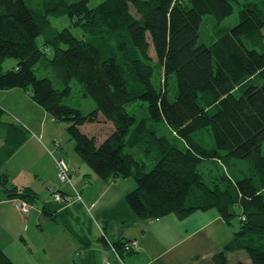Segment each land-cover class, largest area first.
Segmentation results:
<instances>
[{"label": "trees", "instance_id": "16d2710c", "mask_svg": "<svg viewBox=\"0 0 264 264\" xmlns=\"http://www.w3.org/2000/svg\"><path fill=\"white\" fill-rule=\"evenodd\" d=\"M88 1L42 0L36 9L26 0H0V90L22 89L64 123L74 152L100 178L132 177L136 185L125 198L139 219L183 218L214 208L235 226L214 264H229L228 254L238 250L250 261L237 264H264L261 2L242 3L235 25L198 43L203 15L222 20L232 13V0H102L94 7ZM59 16H67L69 25L54 30L51 18ZM50 30L41 45L38 37ZM10 58L16 64L4 70ZM41 64L51 76L36 75ZM72 81L92 100L89 112L65 102ZM135 102L145 109L129 110ZM4 112L0 106V171L28 136L22 125L3 123ZM99 115L113 129L97 143L80 127L98 122ZM236 160H245L246 169L229 172ZM0 185V200L39 201L31 187L10 185L2 173ZM101 239L120 256L134 251L123 249L130 240L112 243L104 233ZM0 264H15L1 248Z\"/></svg>", "mask_w": 264, "mask_h": 264}, {"label": "crops", "instance_id": "0c3cea01", "mask_svg": "<svg viewBox=\"0 0 264 264\" xmlns=\"http://www.w3.org/2000/svg\"><path fill=\"white\" fill-rule=\"evenodd\" d=\"M0 106L3 123L28 131L0 173L8 184L29 186L39 196L26 214L16 208L17 199L0 200V248L15 264H214L213 255L232 239L235 226L214 208L183 218L169 213L139 219L125 198L136 185L132 177L104 180L96 175L74 152L65 124L22 89L0 90ZM58 158L65 160L70 182L57 180ZM52 187L71 195L77 191L81 199L57 202ZM103 233L112 243L136 240L137 248L116 259L101 239ZM249 261L245 251L228 254L229 264Z\"/></svg>", "mask_w": 264, "mask_h": 264}, {"label": "rangeland", "instance_id": "374dc122", "mask_svg": "<svg viewBox=\"0 0 264 264\" xmlns=\"http://www.w3.org/2000/svg\"><path fill=\"white\" fill-rule=\"evenodd\" d=\"M68 2H73L77 0H66ZM102 0H89L88 6L94 7ZM27 4L29 3L32 7L36 9H41V3L42 0H26ZM245 2H261L260 4L264 7V0H232L233 4V11L230 15L224 17L222 20L217 21L216 18L209 14L203 15L202 22L199 27L198 32V43H209L211 40V37L213 36L214 31L222 26L225 27H231L235 25L238 21V11L242 3ZM130 11L134 13V8L130 6ZM69 25V19L67 16H59V17H52L51 18V28L54 30H60L63 27H66ZM216 27V28H215ZM71 32L76 36L83 35V32L79 28H71ZM51 30L46 31L42 35L38 37V42L43 45L44 38L50 36ZM45 51L47 52L48 56H51V49L44 47ZM149 55L154 58V53L152 50V46L149 48ZM16 64L15 59H6L3 64L2 68L9 69L12 68ZM37 76H51L52 72L45 68L43 64L38 65L35 69ZM263 79L256 80V84H260ZM235 95L239 96L240 91L235 90ZM65 102L71 106L79 108L83 113L89 112L93 107L94 104L92 100L89 97L83 96V92L79 86V84L76 81L71 82V93L68 97L65 98ZM145 105V104H144ZM132 106L135 107V109L139 110L140 112L143 111L145 108L141 109L142 106L139 104V102H135L130 107H128L129 110L132 109ZM141 109V110H140ZM145 112V111H144ZM143 113V112H142ZM141 113V114H142ZM112 124L110 121H107L104 119L103 116L99 115V121L98 122H92V123H85L81 126L82 132L86 133L88 136H94L96 138V142L99 143L102 141L111 131H112ZM161 130L165 133L168 131V129L165 126H161ZM209 136L206 135V139H208ZM262 153H264V141L262 142ZM153 165V160L149 159L148 161V168H150ZM247 167V162L245 160H236L234 163L232 161L228 164V170L229 172H238L239 170H245ZM1 188V185H0ZM244 251V250H242ZM246 255V254H245Z\"/></svg>", "mask_w": 264, "mask_h": 264}, {"label": "built area", "instance_id": "2783aa9c", "mask_svg": "<svg viewBox=\"0 0 264 264\" xmlns=\"http://www.w3.org/2000/svg\"><path fill=\"white\" fill-rule=\"evenodd\" d=\"M54 144H55L54 146H56V147L59 146L58 142H54ZM55 164H56V178H57V180L61 183L70 182L69 169H68V166H67L65 160L63 158H58V159H56ZM50 190H51V194H52L54 200L57 202L63 203V204H69L72 201H76V200L81 199V196L79 195V193L77 191L75 193H73V195H71V194H66V193L62 194V192L59 191L56 187H52ZM16 208L22 214H26L32 208V204H30L26 201H23V200H17L16 201ZM122 246H123V249L125 251L135 250L137 248V241L136 240L126 241L122 244ZM108 249L110 250V252H112V254L114 255V257L116 259H121L119 251L116 249L115 246H113V244H109Z\"/></svg>", "mask_w": 264, "mask_h": 264}]
</instances>
